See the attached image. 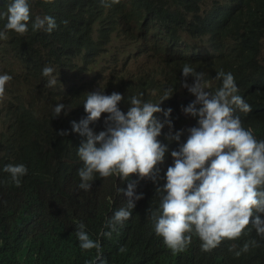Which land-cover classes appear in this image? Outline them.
Segmentation results:
<instances>
[{"label":"trees","instance_id":"16d2710c","mask_svg":"<svg viewBox=\"0 0 264 264\" xmlns=\"http://www.w3.org/2000/svg\"><path fill=\"white\" fill-rule=\"evenodd\" d=\"M6 3L0 0V9ZM44 13L55 18L51 32L33 31L29 22L25 33L9 30L8 37L0 40L2 72L14 70L12 58L23 64L21 72L11 75L8 98L0 105V264L91 261L95 249H81L74 230L81 220L91 238L100 240L106 264H264V236L250 224L245 226L249 231L222 238L207 251L200 248L194 233L177 251L155 233L151 211L159 203L155 190L172 161L170 151L157 165L155 182L149 177L137 179L136 173L123 181L119 176L94 174L91 188L85 191L78 187L74 138L57 132L75 118L85 91L103 84L104 69H97V64L117 37L124 45L115 58L133 44L150 53L123 73L118 67L111 70L101 88L107 89L105 93L121 92L122 110L126 111L123 104L128 107L131 95L142 93L145 100L159 101L164 89L170 88L174 99L163 105L172 109V131L195 124V117L181 111L193 99L180 97L185 80L180 70L188 62L207 74L210 90L219 84L211 79L218 70L230 71L250 102L248 111L235 109L233 115L257 138H264V0H30V18ZM45 64L53 66L57 76L51 88L45 87L41 74ZM57 102L70 108L53 116ZM104 115L94 122L95 131L103 128ZM154 115L163 119L162 111ZM168 131L165 125L157 138L171 150L178 142L166 137ZM6 162L26 165L28 171L19 184L2 170ZM128 179L135 180L134 191L144 195L135 201L127 220L105 236L106 220L125 203L116 187H126ZM246 240L248 249L234 255Z\"/></svg>","mask_w":264,"mask_h":264},{"label":"clouds","instance_id":"9594fccd","mask_svg":"<svg viewBox=\"0 0 264 264\" xmlns=\"http://www.w3.org/2000/svg\"><path fill=\"white\" fill-rule=\"evenodd\" d=\"M0 18L3 19L0 40L8 37L9 30L25 33L29 22L33 31L51 32L56 27L55 18L50 14L30 18V0H7L6 8L0 9ZM122 45L120 38H112L108 53L97 64V69H104L103 84L89 87L84 100L79 99L75 118L65 129L57 130L60 135L74 138L78 187L89 190L94 174L114 175L116 179L119 176L123 181L130 173H136L137 179L149 177L155 182L160 172L157 165L164 160L165 152L170 151L172 161L164 171L163 183L155 190L159 203L151 211L153 230L166 246L173 251L182 250L194 233L201 242L200 248L207 251L222 238L238 237L242 229L249 231L245 228L249 224L257 235L264 236V215L255 214L264 213V138H257L250 128L242 125L239 116L233 115L235 109L244 112L250 109L249 98L240 83L235 82L230 71L221 69L211 78L219 80L218 86L210 90L207 74L185 62L180 70L185 77L181 81L180 97L193 99L181 111L195 117V124L173 132L172 109L166 108L163 102L173 101L174 90L165 88L159 101L145 100L142 93L131 95L127 98L128 107L123 104L125 111L118 106L121 92L105 93L107 89H101L111 70L118 66L122 71L133 68L150 55L145 48L133 44L115 58ZM53 73L51 65L45 64L41 69L47 88L57 83ZM189 75L193 77L192 82ZM11 82V74L0 69V105L1 100L8 98ZM69 108L57 102L52 106L53 116L62 110L66 113ZM161 111L163 119L154 115ZM102 112L106 113L104 126L95 131L94 122ZM165 125L169 129L166 137L178 142L171 150L157 138ZM2 170L15 184L28 171L23 162H6ZM135 188L136 181L131 179L127 180L126 187H116L118 193L123 192L125 203L108 217L109 231L103 235L110 236L111 230L132 214L135 201L144 195L134 191ZM74 225L79 247L96 251L95 257L85 264H106L100 240L91 238L82 220ZM249 243L246 240L234 255L246 251Z\"/></svg>","mask_w":264,"mask_h":264},{"label":"rangeland","instance_id":"374dc122","mask_svg":"<svg viewBox=\"0 0 264 264\" xmlns=\"http://www.w3.org/2000/svg\"><path fill=\"white\" fill-rule=\"evenodd\" d=\"M261 58L264 61V52H262ZM12 65H13L14 70L11 71V72H9L11 75L14 74V73L21 72L23 64H22V61L20 59H18V58H12ZM118 68H119V66H118ZM119 72L123 73V71L120 68H119ZM186 91L189 92L187 89H186ZM4 101L5 100H1L2 103Z\"/></svg>","mask_w":264,"mask_h":264},{"label":"bare ground","instance_id":"6f19581e","mask_svg":"<svg viewBox=\"0 0 264 264\" xmlns=\"http://www.w3.org/2000/svg\"><path fill=\"white\" fill-rule=\"evenodd\" d=\"M152 193V192H151ZM157 195V194H156ZM155 197V196H154ZM158 198V197H157Z\"/></svg>","mask_w":264,"mask_h":264}]
</instances>
